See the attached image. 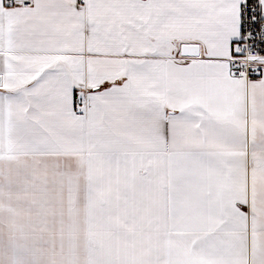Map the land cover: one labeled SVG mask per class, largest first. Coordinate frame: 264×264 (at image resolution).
I'll return each instance as SVG.
<instances>
[{"label": "snow or ice", "instance_id": "1", "mask_svg": "<svg viewBox=\"0 0 264 264\" xmlns=\"http://www.w3.org/2000/svg\"><path fill=\"white\" fill-rule=\"evenodd\" d=\"M0 264H264V0H0Z\"/></svg>", "mask_w": 264, "mask_h": 264}]
</instances>
